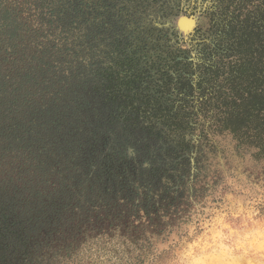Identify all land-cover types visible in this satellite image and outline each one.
I'll list each match as a JSON object with an SVG mask.
<instances>
[{
	"label": "trees",
	"instance_id": "obj_1",
	"mask_svg": "<svg viewBox=\"0 0 264 264\" xmlns=\"http://www.w3.org/2000/svg\"><path fill=\"white\" fill-rule=\"evenodd\" d=\"M115 1L0 0V264L142 263L217 185L216 136L264 175V0L159 79Z\"/></svg>",
	"mask_w": 264,
	"mask_h": 264
},
{
	"label": "rangeland",
	"instance_id": "obj_2",
	"mask_svg": "<svg viewBox=\"0 0 264 264\" xmlns=\"http://www.w3.org/2000/svg\"><path fill=\"white\" fill-rule=\"evenodd\" d=\"M117 1L111 11L125 5L119 12L125 19L124 33L141 66H152L153 73L159 70L155 79L175 72L171 59L195 63L210 42L213 23L225 15L230 1L236 4V0ZM229 139L214 137L215 153L207 154L209 168L220 171L217 185L192 200L185 219L156 241L140 264H264V175L254 176L247 163L225 165ZM91 262L125 264L131 258L119 251L100 253Z\"/></svg>",
	"mask_w": 264,
	"mask_h": 264
}]
</instances>
